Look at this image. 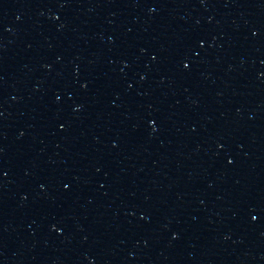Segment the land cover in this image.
<instances>
[{"label": "water", "instance_id": "95a60500", "mask_svg": "<svg viewBox=\"0 0 264 264\" xmlns=\"http://www.w3.org/2000/svg\"><path fill=\"white\" fill-rule=\"evenodd\" d=\"M0 264H264V0H0Z\"/></svg>", "mask_w": 264, "mask_h": 264}]
</instances>
